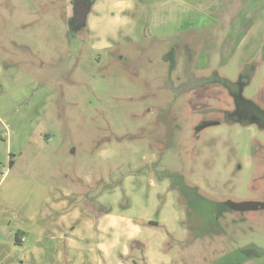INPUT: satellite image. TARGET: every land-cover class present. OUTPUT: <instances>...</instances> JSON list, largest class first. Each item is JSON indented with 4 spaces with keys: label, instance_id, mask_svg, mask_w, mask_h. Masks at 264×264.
I'll return each mask as SVG.
<instances>
[{
    "label": "rangeland",
    "instance_id": "1",
    "mask_svg": "<svg viewBox=\"0 0 264 264\" xmlns=\"http://www.w3.org/2000/svg\"><path fill=\"white\" fill-rule=\"evenodd\" d=\"M73 2L0 0V226L52 185L142 228L119 264H264V210L187 217L173 177L218 201L264 197V129L196 133L233 107L213 72L253 64L245 95L264 105V0H95L76 26ZM208 220L226 232L189 228Z\"/></svg>",
    "mask_w": 264,
    "mask_h": 264
},
{
    "label": "crops",
    "instance_id": "2",
    "mask_svg": "<svg viewBox=\"0 0 264 264\" xmlns=\"http://www.w3.org/2000/svg\"><path fill=\"white\" fill-rule=\"evenodd\" d=\"M73 195L51 185L24 199L22 221L0 226V264H119V249L128 257L142 228Z\"/></svg>",
    "mask_w": 264,
    "mask_h": 264
},
{
    "label": "flooded vegetation",
    "instance_id": "3",
    "mask_svg": "<svg viewBox=\"0 0 264 264\" xmlns=\"http://www.w3.org/2000/svg\"><path fill=\"white\" fill-rule=\"evenodd\" d=\"M253 69V64L248 65V69L244 70V72H240L235 81L227 77H221L217 72L212 73L214 76L208 82L214 81L215 84L221 83L229 92L232 98L233 107L231 109H223V111H221L223 114L220 115V117L219 115H214L211 118H204L200 120V123L196 128V133L202 131L210 125L220 124L223 121L241 124L254 123L261 129H264V105H261L251 97L245 95V89L252 81V77L254 74ZM171 122L173 124L175 122V124L178 126L177 120L173 119L171 120ZM261 148L263 149V145L261 146ZM259 154H255V160L259 158L260 162H258L262 166L263 172L257 179H264V158L261 159V152ZM239 168H241L240 164ZM169 175L173 176L171 175V173H169ZM173 177L175 178L174 180L178 182L174 187L178 189L179 193L187 199L186 205L188 209L185 210L187 217H208L209 219L215 218L216 220H218L221 218H226L229 216L228 214H231L232 216L230 217L242 220L246 217L248 211L264 210V197L261 199H247L241 201H234L232 199L218 201L202 194L199 191L198 186L186 182L184 178L180 180V176ZM203 222H201L200 224H202ZM217 224L218 222L214 223L208 220L207 223L204 222L199 226L192 225L189 228L195 231H197V229H200L210 233H225L226 230L224 226H222L221 224ZM227 227L228 225L226 226V228ZM221 253L223 252L220 251V254L215 258L217 260V263L219 262V260L221 261L225 258V255L221 256ZM258 256L259 258L256 259L264 260V250L259 251Z\"/></svg>",
    "mask_w": 264,
    "mask_h": 264
},
{
    "label": "water",
    "instance_id": "4",
    "mask_svg": "<svg viewBox=\"0 0 264 264\" xmlns=\"http://www.w3.org/2000/svg\"><path fill=\"white\" fill-rule=\"evenodd\" d=\"M93 1L95 0H74V16L71 19V24L73 26L87 20Z\"/></svg>",
    "mask_w": 264,
    "mask_h": 264
},
{
    "label": "trees",
    "instance_id": "5",
    "mask_svg": "<svg viewBox=\"0 0 264 264\" xmlns=\"http://www.w3.org/2000/svg\"><path fill=\"white\" fill-rule=\"evenodd\" d=\"M174 53V49H172L167 55V57L169 58L170 54H173ZM173 56H171L170 58H172ZM10 165H13V159L12 157L10 158ZM152 224H155L154 222H150Z\"/></svg>",
    "mask_w": 264,
    "mask_h": 264
},
{
    "label": "built area",
    "instance_id": "6",
    "mask_svg": "<svg viewBox=\"0 0 264 264\" xmlns=\"http://www.w3.org/2000/svg\"><path fill=\"white\" fill-rule=\"evenodd\" d=\"M22 240H25V237H23V239Z\"/></svg>",
    "mask_w": 264,
    "mask_h": 264
}]
</instances>
